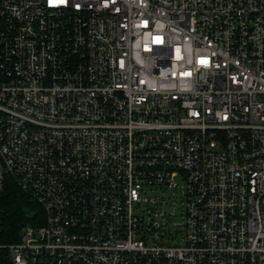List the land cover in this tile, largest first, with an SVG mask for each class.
Here are the masks:
<instances>
[{
    "label": "built area",
    "instance_id": "1",
    "mask_svg": "<svg viewBox=\"0 0 264 264\" xmlns=\"http://www.w3.org/2000/svg\"><path fill=\"white\" fill-rule=\"evenodd\" d=\"M7 176L0 264H264V0H0Z\"/></svg>",
    "mask_w": 264,
    "mask_h": 264
},
{
    "label": "trees",
    "instance_id": "2",
    "mask_svg": "<svg viewBox=\"0 0 264 264\" xmlns=\"http://www.w3.org/2000/svg\"><path fill=\"white\" fill-rule=\"evenodd\" d=\"M44 210L37 200L24 191L13 177L7 176L0 193V243L19 241L22 229L28 225H40ZM6 251H1L4 254Z\"/></svg>",
    "mask_w": 264,
    "mask_h": 264
}]
</instances>
